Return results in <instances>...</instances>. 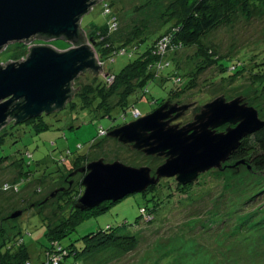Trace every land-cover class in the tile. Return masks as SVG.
I'll use <instances>...</instances> for the list:
<instances>
[{"label": "rangeland", "instance_id": "rangeland-1", "mask_svg": "<svg viewBox=\"0 0 264 264\" xmlns=\"http://www.w3.org/2000/svg\"><path fill=\"white\" fill-rule=\"evenodd\" d=\"M172 1L107 0L118 20L113 39L127 41L131 49L136 39L134 29L146 28L147 35L158 30L172 16L169 13ZM109 18L110 14L104 13L103 4L98 2L83 16L81 26L89 36L94 28L105 26ZM36 44H50L59 49L70 46L65 39L49 41L37 37L26 44L11 42L0 51V64L23 59L28 55L29 46ZM207 52L238 62L242 56L247 55V59L241 61L244 68L236 76L219 79L221 70L210 61ZM169 57L176 70L184 74V79L194 76L192 87L172 97L173 103L190 105L173 123L182 126L192 122L204 103L220 96L227 101L242 97L264 120V85L252 72L255 61L264 60V4L256 15L240 13L232 23L212 30L202 39L200 47L194 45L170 51ZM132 59L134 57L118 55L113 61L107 59L105 65L117 72ZM90 84H95L91 72L76 78L73 88H78L74 99L77 106L45 115L50 128L37 132L32 123L9 126V134L0 145V159L5 156H9V161L24 158V170L29 172L23 173L11 162L0 166V246L7 239L16 238L21 229L33 264L46 261L44 251L51 243L46 219L52 226L58 224L66 210L61 209L64 200L74 188L81 186L84 190L82 180L86 172L73 174L75 170L103 158L106 162L119 160L134 167L149 166L154 175L166 161V156L147 155L107 135L96 139L89 148L100 126L109 129L123 121L119 113L112 119L99 116L91 108H81L79 99L82 101V96L85 98L90 93ZM172 86V79L165 83L157 79L148 85L149 92L145 96L134 95L133 100L142 115L157 108L156 99L167 97L166 90ZM105 98L113 104L119 100V95ZM126 117L127 121L134 119L131 110ZM85 152L84 158L78 156ZM69 160L70 167L66 165ZM241 160L230 159L222 168L200 174L187 185L185 192L178 190L176 179L162 178L164 182L157 190L160 200L165 202L169 196L167 199L171 201L160 202L151 217L141 214L142 208L154 204L150 191L130 194L104 213L89 217L79 227L78 235L112 226L135 233L138 243L133 250L103 249L83 256L78 264H264V170L254 168L249 158H245V163H239ZM72 167L76 168L71 171ZM17 211L21 213L14 216ZM137 218H140L138 222ZM5 250L6 246L2 252ZM8 259L11 261L12 257ZM62 264H73V258H65Z\"/></svg>", "mask_w": 264, "mask_h": 264}, {"label": "water", "instance_id": "water-1", "mask_svg": "<svg viewBox=\"0 0 264 264\" xmlns=\"http://www.w3.org/2000/svg\"><path fill=\"white\" fill-rule=\"evenodd\" d=\"M100 0H0V51L11 42L29 43L35 37L65 39L70 46H29L28 55L0 64V129L10 120L23 123L66 107L73 83L86 70L100 69L95 40L81 29V20ZM76 90L78 88H75ZM189 104L167 100L153 111L108 131L107 136L147 155L166 156L155 174L149 166L134 167L119 160H93L73 174L86 172L84 191L75 203L81 210L106 201L145 192L162 178L176 177L187 185L231 159L241 141L262 128L258 110L242 97L224 96L202 105L194 120L172 123ZM226 126L224 130L218 128ZM245 163V159L239 163ZM53 195V194H52ZM21 211L14 213V216Z\"/></svg>", "mask_w": 264, "mask_h": 264}, {"label": "trees", "instance_id": "trees-1", "mask_svg": "<svg viewBox=\"0 0 264 264\" xmlns=\"http://www.w3.org/2000/svg\"><path fill=\"white\" fill-rule=\"evenodd\" d=\"M100 2L104 5V1ZM261 4H264V0H173L169 10L172 16L169 20H166L158 30L147 35L146 32H148V29L146 28L143 30L139 28L134 29L133 33L136 39L131 49L128 48L130 45L127 41L121 42L113 39V34L118 29H114L112 26L113 20L111 17L116 18L117 15L112 14L111 11L110 18L106 25L101 28H94L88 36L95 40L94 47L98 54L97 64H99L100 69L98 71L86 70L81 73H93L95 84H90V93L85 95V98L82 96V101L81 99L79 100L81 108H91L99 116H108L112 119H116L117 113H119L123 121L121 123H114L109 129L100 126L98 129V136L90 142L89 148L96 143V139L98 140L99 137L105 136L100 135L101 129H104L107 134L110 129L128 122L126 117L127 112L129 110L132 111L134 108H138L136 106V101L133 100V96L137 95V97H139L140 94L145 96V94L149 92L148 85L151 82L157 79H159L161 83H165L169 79L173 80V86L169 90H166L169 95L156 99L158 106L167 100L171 101L174 96H180L181 93L193 86L194 76H188L184 79V74L176 70L169 57L170 51H178L182 48L194 45L200 47L202 39L212 30L219 26L232 23L240 13L247 16L256 15L259 13ZM114 22L118 26L117 18ZM81 29L84 30L82 26ZM161 40L164 45H166L165 53H160L159 51L158 44ZM123 50H126L125 53H122ZM118 55H128L129 57H134V59L126 63L116 72L107 68L105 64L107 59L113 61ZM207 56L210 61L214 62L221 70L218 75L219 79H230V77L236 76V74L244 68L241 61H246L245 59H247V55H245V57L241 55V61L238 62V60L235 59L231 60L216 57L209 52H207ZM249 59L251 58H248V60ZM167 68L170 69L165 73L164 71ZM252 72L259 79V83L264 85V60L261 62L255 61V67H253ZM111 75L115 76L113 81L109 80V76ZM162 86L165 87L163 84ZM76 94V89L73 88V96L75 97H72L67 102L66 107L77 106L74 100ZM115 94L119 95V100L113 104L108 102L105 98L107 95L113 96ZM45 115L47 114L29 119L23 123L34 124L37 132L47 130L50 128V124L44 119ZM23 123H16L15 120H10V122L3 127L2 131L0 130V145L5 141L6 135L9 134V126ZM79 148H81V145H79ZM68 153L72 152L68 150ZM86 155L87 152L78 154L81 158H84ZM245 158H249L248 161L251 162V165L257 170H264V128L246 136L231 157L233 160ZM23 159L24 158H18L9 161V156H5L0 159V166L4 165V163L11 162L13 165H18L23 173L28 174L29 172L24 170ZM71 160L66 162V165L69 167L71 165ZM75 168L76 167H72L71 171ZM172 179L175 180V178ZM163 182V180H160L157 185L149 186L145 191H150L152 193L150 200H153L154 204L152 207L142 208L141 214L143 217H151L154 215L153 213L157 211V205L161 202V198L159 197L160 194L157 190ZM187 185L178 183L176 186L178 190L185 192L184 189L188 187ZM83 191L81 186L80 189L74 188V192H71L68 198L64 200L61 204V209L65 208L66 210L63 211L62 220L58 224L52 226L49 219L45 218L48 226L47 236L51 243L44 251L46 261L42 264H53V256L58 252L61 253L59 255V264H62L67 257H72L73 264H78L83 256L96 253L106 248L112 247L127 251L133 250L137 246L138 240L135 233L123 232L118 227L108 226V228L99 231H92L82 235L77 234L79 227L88 220L89 217L104 213L117 202L106 201L100 206L81 210L75 207V203L82 195ZM168 194L172 195V192L169 191ZM167 198L164 200L165 202L162 200L161 204L171 201ZM139 220L140 218H137L136 222ZM22 233L23 231L20 229L16 238L12 237L11 239H7L5 243L0 246V264H33L28 246L24 243ZM4 246H6V250L2 252ZM8 256H11L12 259L16 257V259H11L10 261Z\"/></svg>", "mask_w": 264, "mask_h": 264}, {"label": "built area", "instance_id": "built-area-1", "mask_svg": "<svg viewBox=\"0 0 264 264\" xmlns=\"http://www.w3.org/2000/svg\"><path fill=\"white\" fill-rule=\"evenodd\" d=\"M100 1H104V5H103L104 12L110 14L111 13V8H110L109 3L107 2V0H100ZM111 19L113 20L112 26L114 27V29H116L117 28V24L114 22V21H116V18L115 17H111ZM158 45H159L160 53H165L166 45H164L162 40L159 42ZM125 51L126 50H123L122 53H125ZM114 78H115V76H113V75L109 76V80H111V81H113ZM132 114H133V118L134 119L139 118L140 116H142V113L140 112V110L138 108H134L132 110ZM100 135H102V136L107 135L106 131L104 129H101L100 130ZM60 254H61L60 252L54 254L53 260H52L53 264H59V261H60V256L59 255Z\"/></svg>", "mask_w": 264, "mask_h": 264}, {"label": "flooded vegetation", "instance_id": "flooded-vegetation-1", "mask_svg": "<svg viewBox=\"0 0 264 264\" xmlns=\"http://www.w3.org/2000/svg\"><path fill=\"white\" fill-rule=\"evenodd\" d=\"M37 38H41L42 39V37H37ZM173 123V122H172ZM221 128H224L225 129V126H223V127H221ZM224 129H219L218 128V131H222V130H224ZM172 178H175L176 179V177H172Z\"/></svg>", "mask_w": 264, "mask_h": 264}]
</instances>
